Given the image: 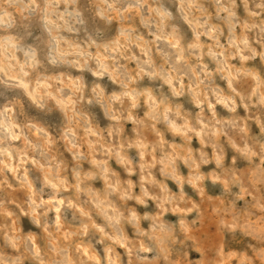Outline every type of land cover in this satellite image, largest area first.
Here are the masks:
<instances>
[{"label":"clouds","instance_id":"9594fccd","mask_svg":"<svg viewBox=\"0 0 264 264\" xmlns=\"http://www.w3.org/2000/svg\"><path fill=\"white\" fill-rule=\"evenodd\" d=\"M0 264H264V0H0Z\"/></svg>","mask_w":264,"mask_h":264}]
</instances>
